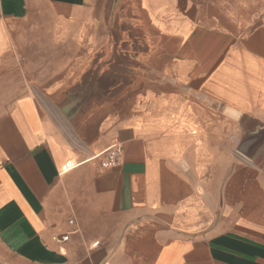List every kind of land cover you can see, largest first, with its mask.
<instances>
[{
  "label": "crops",
  "instance_id": "crops-1",
  "mask_svg": "<svg viewBox=\"0 0 264 264\" xmlns=\"http://www.w3.org/2000/svg\"><path fill=\"white\" fill-rule=\"evenodd\" d=\"M0 264H264V0H0Z\"/></svg>",
  "mask_w": 264,
  "mask_h": 264
},
{
  "label": "built area",
  "instance_id": "built-area-1",
  "mask_svg": "<svg viewBox=\"0 0 264 264\" xmlns=\"http://www.w3.org/2000/svg\"><path fill=\"white\" fill-rule=\"evenodd\" d=\"M120 152L121 148L118 142L112 143L110 146H108L105 150H103V154L106 156L107 165L109 166H115L119 163L120 158ZM73 220L69 219V223H72ZM68 237V234H62L60 239L66 240Z\"/></svg>",
  "mask_w": 264,
  "mask_h": 264
}]
</instances>
